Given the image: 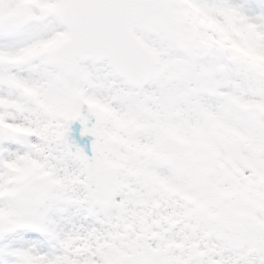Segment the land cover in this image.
Masks as SVG:
<instances>
[{"label": "snow or ice", "instance_id": "1", "mask_svg": "<svg viewBox=\"0 0 264 264\" xmlns=\"http://www.w3.org/2000/svg\"><path fill=\"white\" fill-rule=\"evenodd\" d=\"M0 264H264V0H0Z\"/></svg>", "mask_w": 264, "mask_h": 264}]
</instances>
